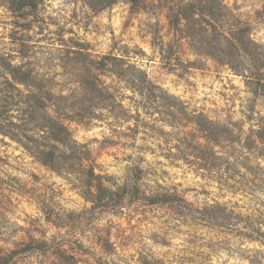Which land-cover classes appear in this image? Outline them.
I'll use <instances>...</instances> for the list:
<instances>
[{"label":"clouds","instance_id":"9594fccd","mask_svg":"<svg viewBox=\"0 0 264 264\" xmlns=\"http://www.w3.org/2000/svg\"><path fill=\"white\" fill-rule=\"evenodd\" d=\"M0 264H264V0H0Z\"/></svg>","mask_w":264,"mask_h":264}]
</instances>
